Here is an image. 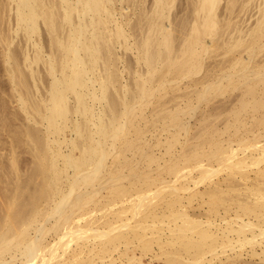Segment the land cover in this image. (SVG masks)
Instances as JSON below:
<instances>
[{
    "label": "bare ground",
    "instance_id": "obj_1",
    "mask_svg": "<svg viewBox=\"0 0 264 264\" xmlns=\"http://www.w3.org/2000/svg\"><path fill=\"white\" fill-rule=\"evenodd\" d=\"M143 1L5 0L12 33L34 47L22 54L31 79L38 61L50 79L46 98L31 102L16 54L5 52L17 106L43 134L0 116L11 141L8 164L0 160V264H70L79 254L87 264H264V0H188L185 15L172 12L176 0ZM251 1L256 18L236 25ZM117 46L142 65L132 80H120ZM223 46L225 72L207 80L214 66L202 70L204 59ZM184 78L202 87L196 101L225 88L244 87L243 98L211 107L194 129L199 101L153 104ZM22 141L32 155L24 176Z\"/></svg>",
    "mask_w": 264,
    "mask_h": 264
},
{
    "label": "rangeland",
    "instance_id": "obj_2",
    "mask_svg": "<svg viewBox=\"0 0 264 264\" xmlns=\"http://www.w3.org/2000/svg\"><path fill=\"white\" fill-rule=\"evenodd\" d=\"M184 1L185 0H176L175 6L171 9L172 12L173 13L174 12L175 13L177 12L180 15H182V14H184V11L182 9L185 10V7H187L186 8L187 10H185V12H187V11L189 12V9L188 8H190V6H187L188 0H186L185 2ZM4 2H5V0H0V116L6 118L7 121L9 122V125L11 124V127H14L15 126V128H18L19 130L20 129H23L24 124L27 125V123H28L30 126L34 125V128L36 130H38L37 132L38 133H41L40 135H42L43 134V126H40V124H34V123H32V125H31V121H27V119L25 118V114L17 106V102L18 101H16V100H17V97H18L17 96L18 93H15V91H16V90H14L15 88L14 89L12 88V87H14V85H12L11 84L12 82L10 81L9 72H8V68H7V67H9V65L7 66L6 65L7 63L4 61V54H5V52L9 48L10 50H12L13 54H16L15 56L14 55L13 56H14V58H16V56H17V58L15 59V61L17 60V62H16L18 64L17 67H19V69L22 70V73L25 74L26 86H27L26 87V90L28 88L27 92L29 94L30 101L32 99V101L35 100L36 102H38L37 101L38 99L39 100H41V99L43 100L44 97H45V95L47 96V94H46L47 93L46 92L47 90L46 89L48 88L47 87L48 86L47 84H49V82H48L49 80L48 79H50V77H49L48 74L45 73L46 70L44 69L45 67H43L44 64H42L41 61L40 62L38 61L37 63H32V68H34V71L36 72V73L34 72V76H35L34 78H36V77L37 78L36 79H34V78L31 79V76L29 75L30 73L28 72L29 71V68L25 65L26 62L24 60V55L31 56V55L34 54V51H33L34 50V47H32L33 44H31L30 41H27L26 40V38H25V36H24V34L22 32H19L17 34L16 33H12L13 30L11 28L13 27V25H12V22H13V13L12 12L13 11H10L8 9V5L7 4L5 5ZM127 2H128V0H127ZM143 2H144V6L145 7H148L150 5L149 3H151V0H144ZM254 2H253V4H256ZM184 3H186V4L183 5ZM253 4H252V1H251V4L249 2V5L250 6L253 5ZM2 5H3V7H2ZM249 5H248V3H247V5L245 4V6H244V8L246 9V10L244 9L245 12L243 10H242V12H240V11L238 12V15H237L238 19H237V17H235V19H234L236 21V25L239 24V26L241 25V27L242 26H245L247 23H248V25H250L251 24V21H254V18H256L257 12L255 11L256 9H254V8H257V7H253V6L250 7ZM176 6H177V8H176ZM124 11L128 12L129 14H131L132 15V18L135 17L134 16L135 14H133V10H132L131 5H129L128 8L125 7L124 8ZM134 11H136L135 12L136 14L138 13L137 12V9L134 10ZM254 12H255V14H254ZM132 21H133V19H132ZM248 25H246V26H248ZM41 28H42L41 31L43 33L41 32V34L38 36V40H40L39 43H41L40 44L41 45V53L44 56V58H46L47 51H48L47 50L48 49V46H47L48 45L47 44V42H48V40H47L48 39V36H47L46 31H44L45 30L44 27L41 26ZM121 48L119 46L116 47V50H115L116 51V54L119 53L118 54L119 56L118 55L117 56L120 57V58L122 57L123 60H125L127 58V60H125L127 63L128 62L130 63V61H131L132 66L137 67V68H135V67L133 68L131 66V69L128 70L126 68H122V67H124L123 64H125L126 62L123 61V60H120L121 62L119 61L118 65H119V67H121L120 69H122V71L120 72L121 73V76H119V77H121L120 80H122L123 82H126V79L127 80L128 79L129 80H132V77H133L132 76L133 75L132 72L135 69H138L139 71H141L140 68H142V65L140 67L139 66L140 63H139V65H137L138 63L137 62H134L135 61L134 60L135 59L134 58L135 55H133L134 53L132 51L129 50V52H130L129 53L128 50H123V48L122 49ZM220 48H222V47H220ZM220 48L219 49L217 48L216 51L215 50L214 51L217 52V50H218V54H219L222 51V49L220 50ZM213 49H215V47H213ZM223 49H224V51H223L224 53L221 52L218 56H216L217 53H214V51H212L210 53V55L207 56L209 58L206 57V60L204 59V62L205 61L206 62L204 63L205 64V67L203 65L204 68L202 67V70H204V69L206 70L207 69L206 66H208V65H206V63L208 64L210 62L209 63L210 64L209 66H211V64H212V66H214V67H212V68L211 67H208V68L211 71L213 69L212 73L213 72L214 73L216 72L215 74L217 76V79H216V76L212 75L210 73L209 69H207L210 74L207 72L209 74L208 75L206 72H204L205 75H203V77L205 76L204 78H206V77L208 78V79L206 78L207 80H211V81H212V79H214L215 81L216 80H219L220 77H221V75L225 72V71H221L220 70L221 68H223V67H221V65L223 66L224 61H226V60L222 61L223 59L221 60V56L223 58L224 55H226L225 56L226 58L225 57L224 58L225 59H227V58L229 59V57H227V56H229V54L231 56V53L226 52V54H225V48H224V46H223ZM45 50H47V51H45ZM122 50H123V52H122ZM23 52H24V55H22ZM125 54H128V55H125ZM22 60H23L24 63L22 62ZM218 60H221L223 63L221 61H218ZM216 61H218L219 65L217 64ZM214 63H216V64L213 65ZM225 63H227V62H225ZM217 65L219 66V68L216 67ZM215 67H216V69H214ZM202 70H201V72L198 75H193L192 78H195V79L199 78L202 75ZM215 70H217V71H215ZM222 70H224V68ZM27 72H28V74H27ZM217 72H219V74H217ZM35 74H37V76ZM210 75L213 76V77H211ZM130 76H131V78H130ZM190 79L191 78H184L183 80L179 81L180 82V83L178 82V85H179L178 87L179 88H177V87L175 88V86H174L173 89L171 87V89L168 88V90L166 89V91H162L163 93L164 92H166V93L164 95H162L163 93H161L162 96L160 95L159 98H157L158 100L156 99V97L153 98V100H157L158 102L154 101V103H153V101H152V103L153 104H166L168 106H171L173 104H185L184 102H189V103L191 102L193 104H197V102L199 101V103H198L199 106H198V109L196 110V113L194 114L193 117L189 118V123L193 124V128L194 129H195L194 126H196V124L198 123V122L196 123V120L197 119L200 120L201 116L207 115L208 113H212V111L210 110L211 107H217L215 109V111L216 110H220L221 107L224 106V105L225 106L226 105L229 106V104H233V102H235L236 104H238V101L241 98H243V97L240 98V96H242V92H243L242 90H243L244 87L239 88V89H236L234 91H230L229 88H225L224 89L225 91H223V93H220V94H216V92L214 93V91L212 92V90H210L209 94H207L209 96L208 97H205L204 98L205 100L201 98L200 100H202V101H200L198 99H197L198 101H196V93L199 90L198 87H200L201 89H202V87L200 85H197V86L196 85H193L191 83L192 81L191 82L189 81ZM32 80H34L35 83ZM221 82L225 85V82L226 81L225 80H221ZM212 86H214V84ZM210 88H212V87H210ZM240 89H242V90H240ZM20 90H22V89H20ZM111 90H109V91H111ZM187 93L189 94V96H188ZM111 94H112V92H111ZM186 96H187V98H185ZM189 97L191 98V100L188 99ZM236 97H239V98L236 99ZM235 99L237 100V102L235 101ZM41 101H40V103H41ZM72 102H73V100H70L69 101V104H73ZM186 104H188V103H186ZM159 107L160 106H156L155 107V110H158ZM150 110H151V106L147 109V113H149ZM222 120L223 119H219L217 122H221ZM19 126H20V128H19ZM193 128L190 129V131L188 132V134H185L183 136H180V139L182 140V139L189 138L191 136L192 132L194 131ZM8 130H9V127L8 126H5V125L4 126H1L0 125V157H1L0 160L3 161L5 164H8V162H9L8 157H9L10 150H11V141H10V136L8 134ZM69 135L71 137V134H68V132H67L66 133V136L69 137ZM22 142H24V141H22ZM25 143L26 142H24V144H21L18 147H16V156H17V160H18L17 166L19 168L20 173L23 174L22 176H24V174L26 173L27 170H29V168L31 167V164H32V161H31L32 160V155H31V153L29 151L28 146ZM6 171H7V169H6ZM224 174H225L224 172H221L218 175L214 176L213 179H221ZM0 185H3V183L0 182ZM206 185L207 184H205V183H200L197 186V190H203ZM102 193H105V190L102 191ZM48 239L50 240V237ZM153 248H154L153 251H156L157 250V245L156 244H153ZM116 252L117 251H114L112 254L115 255ZM136 252H137V255H139L138 250H136ZM151 252L152 251H149L148 255H145L144 257H142V260L144 262H146V260L147 261L149 260V254ZM82 256L83 257H81L80 254H79L78 255V258L79 259L73 260L72 262H70V264H87L86 261L84 260V257H86V255L83 254ZM118 263H121V261H118ZM139 263L140 262H138L137 264H139ZM153 263L154 264H163V261L161 259L160 260L159 259L157 260V258H156V259H153ZM51 264H56V261L51 262ZM93 264H97L96 260L93 261Z\"/></svg>",
    "mask_w": 264,
    "mask_h": 264
}]
</instances>
